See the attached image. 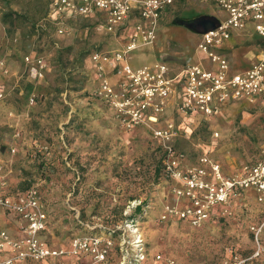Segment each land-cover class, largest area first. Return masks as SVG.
<instances>
[{
  "label": "rangeland",
  "instance_id": "1",
  "mask_svg": "<svg viewBox=\"0 0 264 264\" xmlns=\"http://www.w3.org/2000/svg\"><path fill=\"white\" fill-rule=\"evenodd\" d=\"M49 4L0 0V61L8 70L0 71V190H17L25 181L41 187L56 204L46 235L59 245L80 234L73 218L82 214L92 229L100 228L98 235L110 237V264L134 262L139 251L146 255L143 264H151L156 252L175 264H221L234 253L244 264H264V205L252 191L233 196L201 226L174 215L162 218L165 206L182 204L173 192L176 182L157 174L162 152L155 146L165 153L163 145L146 126L132 133L116 127L88 96L98 82L87 73L88 55L120 47V38L97 19H66L68 33L59 34L48 24ZM184 7L170 12L153 44L128 54L131 67L160 61L164 52L177 59L165 61L171 67L213 65L197 49L198 32L180 22L203 14L223 20L225 12L209 1L189 0ZM242 36L259 43L254 35ZM27 53L46 63L41 83L28 79ZM173 106L164 115L175 129L168 144L183 155L184 166L206 156L230 176L261 158L264 100L233 103L216 118L180 115ZM64 202H70L69 212L63 213ZM139 204L141 212L134 214ZM255 225H262L257 241Z\"/></svg>",
  "mask_w": 264,
  "mask_h": 264
},
{
  "label": "built area",
  "instance_id": "2",
  "mask_svg": "<svg viewBox=\"0 0 264 264\" xmlns=\"http://www.w3.org/2000/svg\"><path fill=\"white\" fill-rule=\"evenodd\" d=\"M176 0H50L49 16L54 17L59 34H66V19L93 17L100 20L106 33L121 40L120 47L107 52L93 51L89 60L97 84L92 95L103 100L114 112L121 127L131 130L146 126L164 147V174L176 182L173 192L182 204L167 205L162 218L174 215L193 226H201L214 207L223 208L230 199L242 191L252 189L256 200L264 205V142L261 158L241 166L231 176L222 174L220 165L206 156L199 164L184 166L183 155L168 144L175 135L173 122L164 119L173 101V109L180 115L198 114L215 118L224 108L238 100H264V50L243 73L228 75V61L217 50L230 37L231 30L242 29L251 23L256 34L264 39V0H200L218 5L225 18L215 27L198 32L197 49L205 54L216 69L200 63H189L173 74L161 58L149 65L133 68L128 54L151 45L156 39L162 14ZM32 79H41L46 63L42 57L27 53L23 56ZM0 71L8 70L0 61ZM180 85H183L179 90ZM1 95V94H0ZM0 210L17 215L23 220L20 227L24 237L10 238L0 231V264H44L48 258L62 256L89 257L87 264H108L112 250L110 237L83 233L70 240L67 248L52 247L43 239L47 214L36 186L24 192L7 194L0 192ZM261 226H251L256 241ZM259 250L254 255H257ZM134 262L143 264L146 255L142 251ZM151 264H175L160 252L152 254ZM236 253L221 264H244Z\"/></svg>",
  "mask_w": 264,
  "mask_h": 264
},
{
  "label": "crops",
  "instance_id": "3",
  "mask_svg": "<svg viewBox=\"0 0 264 264\" xmlns=\"http://www.w3.org/2000/svg\"><path fill=\"white\" fill-rule=\"evenodd\" d=\"M188 1L189 0H176L174 2V4L172 6H170L162 14V16L160 18V24L163 23V21L170 16V12L178 10V8H180V7L186 6ZM200 17L209 18V17H214V16L203 14ZM160 24H159V26H160ZM246 33H249L250 35H254V37L259 41V43L257 42V43L251 44V40H250V42H247L246 40H244L242 34H246ZM198 39H199V37H198ZM263 50H264V39L259 37L256 34V32L253 30V26L251 23H247L245 25V27L242 29L231 30L230 37L227 40L223 41V43L219 46L217 51L227 59V61H228L227 74L232 75V74H237V73H243L245 70H247L250 67V65L256 61L258 55ZM168 54H170V53H167V52L162 53L161 58H163L164 56H167ZM187 64H189V63L187 62L185 65H187ZM185 65H183V66L177 65L174 67H171V66H169V67L171 69V72L173 74H176V73L180 72ZM208 68L216 69L217 65L216 64L211 65L210 67L208 66ZM182 87H183V85H180L179 90H181ZM172 104H173V101H172ZM227 106H229V105H227ZM194 116H198V114H194ZM221 171H222V169H221ZM222 174L226 177L229 176V175L225 174L223 171H222ZM3 189L4 188H1V190H0L1 193L4 192V191H2ZM246 191H252L255 194V198H256V192L254 190L247 189V190L242 191L241 193L246 192ZM220 208H221L220 206L214 207L212 212H211L210 218L206 222H208L209 220H211L212 218L217 216L218 210H220ZM22 223H23V220L20 219L17 215H14L12 213H7L5 211L0 210V231H3V230L6 231L7 234L10 236V238L18 240V239H21L24 237V235L20 229ZM49 245H51L52 247L67 248L70 245V241L67 245H59L56 242H54L53 240L49 239ZM89 259L90 258L87 256L80 257V258L71 257V256H62V257H58V258H48L44 262V264H87ZM108 264H110V263H108ZM116 264H121V262H117Z\"/></svg>",
  "mask_w": 264,
  "mask_h": 264
},
{
  "label": "trees",
  "instance_id": "4",
  "mask_svg": "<svg viewBox=\"0 0 264 264\" xmlns=\"http://www.w3.org/2000/svg\"><path fill=\"white\" fill-rule=\"evenodd\" d=\"M49 9H50V4H49ZM14 13L15 12H13V11H11L9 13H5L4 14L5 18H3V20H8L10 18V16L13 15ZM203 18H207V17H202V19ZM77 19L86 20V19H95V18H93V17H82V18H76V20ZM48 24L50 26H52L53 29L56 31V24H55V21H54V17L52 15L48 16ZM197 28H200V27H197ZM90 54L88 55V59L90 57ZM35 55H38V54H35ZM88 69H89V67H88ZM93 70H94L93 65H90V69L88 70L87 73H89V72L91 73V71L93 72ZM45 72H46V69L44 70V75H43V77L41 79H30V78H28V79L32 83H36V84L41 83L42 81H44ZM86 75H89V74H86ZM88 96L92 100V102L95 105L96 109H98V114H101V115L104 114L105 116H107L112 121V123H114V125L116 127L120 128L121 130H123L125 132L131 131V133H132L135 130L144 128L142 126L135 127V128H133L131 130H127V129L122 128L120 126V124L118 123V121H117L112 109L103 100L94 97L91 92H88ZM257 100H262V99L258 98ZM240 102H246V101L245 100H238L236 102H231L228 105H231L233 103H240ZM146 131L148 132L146 134V137H148L150 140H153V138L151 136V132L149 130H146ZM18 134H19V136L17 138L19 140L23 139L20 136V131H18ZM155 147H156V149H158V150H160L162 152L160 162L158 163V166L156 168L157 174H159L161 178H165L166 176L164 174V161H165V156L166 155L162 151V148H161L160 145L156 144ZM30 187L31 186H29V183L27 181H25L24 184L20 188H18L17 190L11 191V190L7 189L4 192H6L7 194L14 193V192H24L25 190H27ZM36 187H37V190H38V194H39L41 203H42V205L44 207V210H45V212L47 214V223H46V227L42 231V236H43V239L47 242V244H49V238L47 237L46 232L48 230V225H49V222H50L49 218L50 217L53 218L52 213L54 212V205H56V204L51 202V200L46 196V193L44 191H42L41 187H39V186H36ZM61 204H62V206L64 208V210H63L64 212L63 213L69 212L70 202H67V203L64 202V203H61ZM141 207H142V204L137 205L134 208V214L141 212ZM128 217L129 218L132 217L131 219H133V216H131V214ZM73 219H74V222H75L76 226L80 229V234H83V233H81V231H84V232L89 233V234L98 235L99 234L98 232L101 231V230H99L100 228H97V227L92 229L91 228V224H90L92 222L88 221L87 218H84V216H82V214H81V216L79 215L78 217H74ZM80 234H78V235H80Z\"/></svg>",
  "mask_w": 264,
  "mask_h": 264
},
{
  "label": "water",
  "instance_id": "5",
  "mask_svg": "<svg viewBox=\"0 0 264 264\" xmlns=\"http://www.w3.org/2000/svg\"><path fill=\"white\" fill-rule=\"evenodd\" d=\"M216 18L215 17H209V18H203L202 17H195L189 20H181V24L188 27L189 29L193 30L194 32H200V31H206L209 28H213L216 25ZM196 23H198L201 26V30L197 31L195 28ZM164 61H177V59L175 57L172 56H164L162 58Z\"/></svg>",
  "mask_w": 264,
  "mask_h": 264
},
{
  "label": "flooded vegetation",
  "instance_id": "6",
  "mask_svg": "<svg viewBox=\"0 0 264 264\" xmlns=\"http://www.w3.org/2000/svg\"><path fill=\"white\" fill-rule=\"evenodd\" d=\"M197 27H200V25L198 23H196V25H195V28H197Z\"/></svg>",
  "mask_w": 264,
  "mask_h": 264
}]
</instances>
